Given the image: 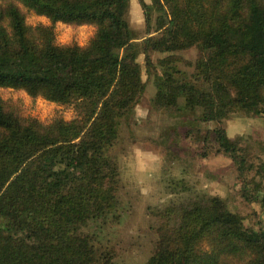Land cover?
I'll return each mask as SVG.
<instances>
[{
  "label": "trees",
  "instance_id": "16d2710c",
  "mask_svg": "<svg viewBox=\"0 0 264 264\" xmlns=\"http://www.w3.org/2000/svg\"><path fill=\"white\" fill-rule=\"evenodd\" d=\"M138 1L147 26L151 11L158 14L155 34L140 43L130 0H0V87L77 111L70 121L24 125L0 97V264H111L81 228L118 208L119 171L109 152L144 91L140 53L148 72L150 52L195 47L200 54L194 83L175 76L169 57L161 61L171 70L155 75L154 106L199 108L202 122L237 109L264 117V0ZM16 3L52 25L30 28ZM56 22L96 31L86 46L58 45ZM212 132L239 175L255 168L264 181V162L250 164L224 128ZM260 192L242 195L264 210V186ZM167 214L178 223L141 264H264V228L244 225L221 197L196 195Z\"/></svg>",
  "mask_w": 264,
  "mask_h": 264
},
{
  "label": "rangeland",
  "instance_id": "374dc122",
  "mask_svg": "<svg viewBox=\"0 0 264 264\" xmlns=\"http://www.w3.org/2000/svg\"><path fill=\"white\" fill-rule=\"evenodd\" d=\"M16 4L30 28L52 25L47 17ZM157 16L152 10L147 26L139 1L130 0L128 19L135 41L140 43L155 34ZM53 28L58 45L86 46L96 31L93 24L87 23L56 22ZM149 55L153 64L149 72L144 54L137 57L144 91L130 115L129 126L120 129L109 152L119 171L118 208L107 219L89 221L81 228L111 264L146 262L162 234L178 223L177 216L165 215L166 211L196 195L221 197L230 211L241 216L244 225L264 228L261 204L258 200L247 201L242 195L247 188L260 198L264 181L255 168L245 176L239 175L231 159L217 151L212 134L214 128H224L229 137L240 140L248 162L257 167L264 162V117L237 109L221 121L202 122L198 119L199 108L188 112L154 106L155 75L171 70L161 61L169 57L173 70H178L175 76L194 83L200 54L197 48L190 47ZM0 97L5 109L24 125L32 120L47 125L58 118L70 121L77 116L74 105L48 101L39 95L32 97L23 89L0 87ZM178 103L181 108L184 100L179 98ZM204 136L208 137L206 142Z\"/></svg>",
  "mask_w": 264,
  "mask_h": 264
}]
</instances>
